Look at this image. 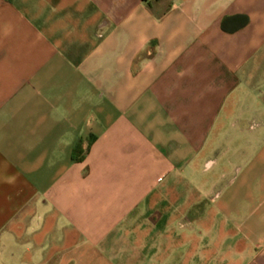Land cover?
<instances>
[{"label": "crops", "instance_id": "1", "mask_svg": "<svg viewBox=\"0 0 264 264\" xmlns=\"http://www.w3.org/2000/svg\"><path fill=\"white\" fill-rule=\"evenodd\" d=\"M0 264H264V0H0Z\"/></svg>", "mask_w": 264, "mask_h": 264}, {"label": "trees", "instance_id": "2", "mask_svg": "<svg viewBox=\"0 0 264 264\" xmlns=\"http://www.w3.org/2000/svg\"><path fill=\"white\" fill-rule=\"evenodd\" d=\"M144 1H150V0H144ZM231 19H237L238 23L241 26L246 24V22H247V17H245V16H240V15L239 16H233V17H230V18L225 19L223 21V28H226V21L231 20Z\"/></svg>", "mask_w": 264, "mask_h": 264}]
</instances>
